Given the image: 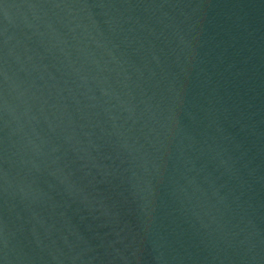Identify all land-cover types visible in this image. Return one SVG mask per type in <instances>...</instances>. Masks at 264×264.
I'll return each instance as SVG.
<instances>
[{"label":"water","instance_id":"1","mask_svg":"<svg viewBox=\"0 0 264 264\" xmlns=\"http://www.w3.org/2000/svg\"><path fill=\"white\" fill-rule=\"evenodd\" d=\"M0 264H264V0H0Z\"/></svg>","mask_w":264,"mask_h":264}]
</instances>
